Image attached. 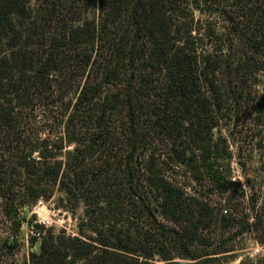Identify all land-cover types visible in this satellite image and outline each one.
Listing matches in <instances>:
<instances>
[{
  "label": "trees",
  "instance_id": "trees-1",
  "mask_svg": "<svg viewBox=\"0 0 264 264\" xmlns=\"http://www.w3.org/2000/svg\"><path fill=\"white\" fill-rule=\"evenodd\" d=\"M31 1L0 0V218L15 245L20 209L55 190L81 213L75 235L36 225L28 264H223L239 236L264 245V179L237 160L232 180L214 135L264 122V0Z\"/></svg>",
  "mask_w": 264,
  "mask_h": 264
},
{
  "label": "rangeland",
  "instance_id": "rangeland-1",
  "mask_svg": "<svg viewBox=\"0 0 264 264\" xmlns=\"http://www.w3.org/2000/svg\"><path fill=\"white\" fill-rule=\"evenodd\" d=\"M35 0H32L30 5L34 6ZM255 95L258 98L263 96L262 86L259 84L255 88ZM247 115L241 114L236 121V126L226 125L227 120L221 123L220 128L215 129V137L221 136L227 138L230 144L232 157L230 161V178L244 183L241 169L237 163L242 162L245 165V177L253 185L260 179H264L261 173H258L260 154L255 149L254 143L258 140L257 130L261 129L264 136V122L259 126L250 124ZM39 119L36 117V124ZM235 122V120H234ZM234 142V143H233ZM240 144V153L237 156L236 147L234 144ZM180 180L186 181L188 176H184V169H176V173ZM264 191V187H263ZM61 193L55 190L53 196L48 200L38 199L35 202L26 205L20 209V228L17 232V244H13L14 230L11 222L7 219L0 218V264H28L29 252L39 251V237L35 232L36 225H43L45 228H50L53 233L64 231L66 235L76 234L77 217L81 210L77 209L75 214L61 206L59 198ZM36 238L34 244L30 243V238ZM232 245L234 250L230 252L227 261L223 264H239L243 261L256 262L264 260V245H259L253 238L244 234L233 239ZM154 264H164L162 261L155 258ZM214 264H220V261Z\"/></svg>",
  "mask_w": 264,
  "mask_h": 264
},
{
  "label": "built area",
  "instance_id": "built-area-1",
  "mask_svg": "<svg viewBox=\"0 0 264 264\" xmlns=\"http://www.w3.org/2000/svg\"><path fill=\"white\" fill-rule=\"evenodd\" d=\"M232 180H235L234 178Z\"/></svg>",
  "mask_w": 264,
  "mask_h": 264
}]
</instances>
